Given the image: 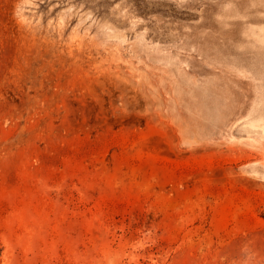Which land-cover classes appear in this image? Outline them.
<instances>
[{
    "label": "rangeland",
    "instance_id": "obj_1",
    "mask_svg": "<svg viewBox=\"0 0 264 264\" xmlns=\"http://www.w3.org/2000/svg\"><path fill=\"white\" fill-rule=\"evenodd\" d=\"M0 264H264V0H0Z\"/></svg>",
    "mask_w": 264,
    "mask_h": 264
}]
</instances>
